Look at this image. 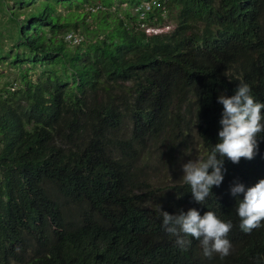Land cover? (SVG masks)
Listing matches in <instances>:
<instances>
[{"label":"trees","instance_id":"1","mask_svg":"<svg viewBox=\"0 0 264 264\" xmlns=\"http://www.w3.org/2000/svg\"><path fill=\"white\" fill-rule=\"evenodd\" d=\"M144 1L0 0V264H264V224L243 232L230 192L264 179V132L204 205L183 177L149 192L151 146L206 157L219 95L247 83L264 103V0H156L140 20ZM159 207L231 221L230 254L182 250Z\"/></svg>","mask_w":264,"mask_h":264},{"label":"clouds","instance_id":"2","mask_svg":"<svg viewBox=\"0 0 264 264\" xmlns=\"http://www.w3.org/2000/svg\"><path fill=\"white\" fill-rule=\"evenodd\" d=\"M217 103L223 105L218 142L206 157L198 156L182 164L183 181L190 185L194 201L202 205L212 194L213 186L219 187L224 179L225 158L234 164L242 158L253 159L258 149L256 137L264 132V103L254 99L247 83L239 84L231 96L219 95ZM230 192L237 198L243 194L237 208L241 230L250 234L260 228L264 224V179L247 188L237 182ZM160 211L165 231L177 237L176 244L182 250H188L191 241L185 237L190 236L200 242L207 258L213 254H219L221 258L230 254L232 245L227 237L233 227L231 221L221 220L213 211L201 215L196 208L177 214Z\"/></svg>","mask_w":264,"mask_h":264},{"label":"rangeland","instance_id":"3","mask_svg":"<svg viewBox=\"0 0 264 264\" xmlns=\"http://www.w3.org/2000/svg\"><path fill=\"white\" fill-rule=\"evenodd\" d=\"M160 27L162 28L159 29L165 32L173 29V26L170 25V23ZM5 74H8L7 67L5 65H0V76L2 77V80H5L7 77V75ZM196 140L193 143V147L189 148H185L184 146L169 148L167 145L163 147V144L160 143L158 144V146H151L150 149L152 153H154L153 163L156 164V166H158L157 168L162 171L161 174L158 175V180L162 183H157L149 190L150 193L152 192V195L160 191V189H162L163 191V189H165L167 185H171L176 181L181 180V178L183 177V163H186L190 159L195 160L198 156L204 155L205 152L201 143ZM171 154L173 155V158L170 157ZM151 168L152 166L150 167V169Z\"/></svg>","mask_w":264,"mask_h":264},{"label":"built area","instance_id":"4","mask_svg":"<svg viewBox=\"0 0 264 264\" xmlns=\"http://www.w3.org/2000/svg\"><path fill=\"white\" fill-rule=\"evenodd\" d=\"M157 4L156 0L151 1H144L136 6V11L140 14V20H143L144 18H147V13L152 10L153 6ZM146 20V19H145ZM140 27L149 35L151 34H159L164 31L160 30L159 28H162L157 25L149 24L147 21L142 22L140 24ZM158 29V31H157ZM69 39L72 38L73 42L79 41V37L77 35L72 37V34L67 36Z\"/></svg>","mask_w":264,"mask_h":264}]
</instances>
